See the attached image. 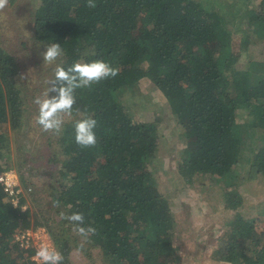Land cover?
Segmentation results:
<instances>
[{
    "label": "trees",
    "instance_id": "16d2710c",
    "mask_svg": "<svg viewBox=\"0 0 264 264\" xmlns=\"http://www.w3.org/2000/svg\"><path fill=\"white\" fill-rule=\"evenodd\" d=\"M95 2L89 8L87 0H32V45L25 38L14 49L0 42V171L15 167L28 202L24 209L12 205L0 182V264H37L34 245L25 253L15 235L38 226L62 253L61 264H181L170 198L149 166L160 138L157 120L147 115L151 100L180 126L186 143L174 162L185 183L217 185L225 207L235 208L242 179L264 173V0ZM241 27L239 53L219 56L216 49L229 48ZM51 42L64 54L44 64L39 95L59 63L66 68L106 57L120 71L76 90L61 134L40 130L42 143L32 148L48 153L37 166L24 144L33 141L30 116L38 106L29 96L39 86L21 77L35 47ZM143 56L153 66L135 76ZM84 115L97 120L94 147L75 142L73 124ZM33 174L41 183H33ZM73 212L97 229L83 251L74 224L61 218ZM223 226L212 253L216 261L264 264V213L235 212Z\"/></svg>",
    "mask_w": 264,
    "mask_h": 264
},
{
    "label": "rangeland",
    "instance_id": "374dc122",
    "mask_svg": "<svg viewBox=\"0 0 264 264\" xmlns=\"http://www.w3.org/2000/svg\"><path fill=\"white\" fill-rule=\"evenodd\" d=\"M32 0H15L12 5L6 6L0 10V42L8 49L18 48L21 40L26 39V43L30 46L33 40L29 36V18L27 16L28 2ZM231 46L225 50H217V54L221 57L227 56L230 52L238 54L242 46V36L244 30L242 27L238 30H234ZM31 43V44H30ZM37 50L34 55L30 56L29 60H26L24 67L23 78L21 81L28 82L32 85H38L39 88L35 89L30 98H35L42 91V87L39 83L44 81L43 76L46 72L42 53L45 51L42 45L35 47ZM105 61H109L108 58H104ZM138 69L135 76L140 74L144 69H150L153 64L150 58L147 56L141 57L136 63ZM38 69L37 72H35ZM40 73V74H39ZM152 93L151 90H147ZM161 96H158L160 100ZM151 100V99H150ZM162 100V99H161ZM33 105L35 106L34 100ZM30 101V102H32ZM156 102V101H155ZM160 104L154 103L152 100L147 103L148 107H153L152 111L147 115L149 118L157 120L160 130V138L158 140V146L156 154L152 156L149 166H152L155 170V175L158 181L159 189L166 193L170 198L171 210L173 212V219L175 221L176 237L174 243L181 244L182 262L181 264H227L223 261H216L213 258V249L219 244L217 240V234L224 227L223 224L233 213L243 217L258 216L261 217V213H264V173H255L253 175L248 174L240 182L238 188L242 195V200L235 208L225 207L223 199L221 197V191L217 185L205 183L190 185L185 183L182 176L176 169L175 158L179 155V150L184 146L186 141L180 137V126L176 124L175 118L167 108L158 109ZM34 109V108H33ZM36 110V109H35ZM32 130L29 135L33 141L25 142V146L30 148L33 152L31 155L35 159L37 166L45 159L46 154L43 150L38 148H32L34 145H40L42 143L41 128L35 123V112L30 116ZM35 127V128H34ZM45 135V134H42ZM26 153H23V155ZM28 154V153H27ZM29 155V154H28ZM46 164L47 162L44 161ZM13 164V162H11ZM14 167L13 165H11ZM35 168V165H34ZM33 168V169H34ZM15 169V167H14ZM41 171L42 167H38ZM245 170L242 165L237 167V171L241 174ZM33 183H41L42 177L38 174H33ZM24 200L26 198H23ZM28 204L27 200L25 201ZM263 222V221H262ZM43 228V227H41ZM40 228V229H41ZM39 227L33 231L32 235L37 233L40 238L33 236L28 243L22 240V246L24 252H30L31 248L28 244L34 245V252L31 256H35L37 246L36 244L47 240L52 243L49 234L44 229V232L38 231ZM35 241H38L37 243ZM99 260L96 259V262ZM100 264V262H99Z\"/></svg>",
    "mask_w": 264,
    "mask_h": 264
},
{
    "label": "clouds",
    "instance_id": "9594fccd",
    "mask_svg": "<svg viewBox=\"0 0 264 264\" xmlns=\"http://www.w3.org/2000/svg\"><path fill=\"white\" fill-rule=\"evenodd\" d=\"M7 4L8 0H0V10L4 9ZM87 7L95 8V0H87ZM63 54L60 43H48L42 53L44 64L55 63ZM119 71L118 66H113L103 59L77 60L66 68L62 63L56 64L53 77L45 80L47 87L41 95L34 98V103L38 106L35 123L40 126L43 132L61 134L63 125L73 115V107L77 99L76 90L90 88L103 79L115 78ZM96 125L97 120L92 115H84L74 121L77 145L82 148L96 145ZM61 218L74 224L73 231L82 238L78 245V251H83L89 237L94 235L97 229L93 226H84L85 218L81 212H73L68 216L61 213ZM35 258L37 264H61L63 255L50 241L44 240L37 247Z\"/></svg>",
    "mask_w": 264,
    "mask_h": 264
},
{
    "label": "built area",
    "instance_id": "2783aa9c",
    "mask_svg": "<svg viewBox=\"0 0 264 264\" xmlns=\"http://www.w3.org/2000/svg\"><path fill=\"white\" fill-rule=\"evenodd\" d=\"M0 182L2 183L3 190L7 193L8 201L12 205H20V207L24 209L26 207V203H25L26 199L25 200L23 199L25 198V191L20 183L16 169H14V167L12 166H8L2 169L0 171ZM38 227H39L38 231H40V233L42 231L44 232V228H41L40 226ZM38 227L27 228L23 233L16 234L15 237L20 239V242H22V240H25L26 243H28L31 239H33V236L40 238V236H38L37 233H35V235H32L33 231L36 230V228ZM41 241L42 240L40 239V242ZM35 242L37 243L38 241ZM39 244L40 243L36 245L38 246ZM31 258L36 260L34 255L31 256Z\"/></svg>",
    "mask_w": 264,
    "mask_h": 264
}]
</instances>
